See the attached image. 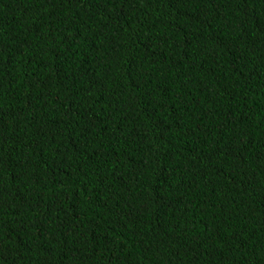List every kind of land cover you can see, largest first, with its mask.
Here are the masks:
<instances>
[{
    "label": "trees",
    "instance_id": "obj_1",
    "mask_svg": "<svg viewBox=\"0 0 264 264\" xmlns=\"http://www.w3.org/2000/svg\"><path fill=\"white\" fill-rule=\"evenodd\" d=\"M0 264H264V0H0Z\"/></svg>",
    "mask_w": 264,
    "mask_h": 264
}]
</instances>
